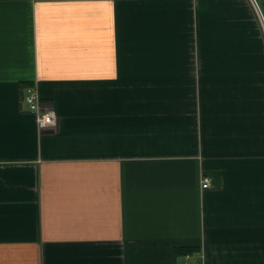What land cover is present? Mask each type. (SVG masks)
<instances>
[{
    "label": "crops",
    "instance_id": "crops-1",
    "mask_svg": "<svg viewBox=\"0 0 264 264\" xmlns=\"http://www.w3.org/2000/svg\"><path fill=\"white\" fill-rule=\"evenodd\" d=\"M256 13L0 0V264H264Z\"/></svg>",
    "mask_w": 264,
    "mask_h": 264
},
{
    "label": "built area",
    "instance_id": "built-area-1",
    "mask_svg": "<svg viewBox=\"0 0 264 264\" xmlns=\"http://www.w3.org/2000/svg\"><path fill=\"white\" fill-rule=\"evenodd\" d=\"M258 17L263 27L264 33V16L261 13V10L258 6L256 0H251ZM23 102L27 105L30 113L37 115V125L41 130L52 129L57 127L58 118L56 111L53 108L43 106L40 96L35 88H27L25 90V96ZM203 189L211 188V181L208 178H205L202 183Z\"/></svg>",
    "mask_w": 264,
    "mask_h": 264
},
{
    "label": "rangeland",
    "instance_id": "rangeland-1",
    "mask_svg": "<svg viewBox=\"0 0 264 264\" xmlns=\"http://www.w3.org/2000/svg\"><path fill=\"white\" fill-rule=\"evenodd\" d=\"M257 1V0H256ZM257 14V16H258V13H256ZM259 20V19H258ZM260 21V20H259ZM260 25H261V28H262V32H263V27H262V24H261V22H260Z\"/></svg>",
    "mask_w": 264,
    "mask_h": 264
},
{
    "label": "trees",
    "instance_id": "trees-1",
    "mask_svg": "<svg viewBox=\"0 0 264 264\" xmlns=\"http://www.w3.org/2000/svg\"><path fill=\"white\" fill-rule=\"evenodd\" d=\"M189 253V252H188Z\"/></svg>",
    "mask_w": 264,
    "mask_h": 264
}]
</instances>
